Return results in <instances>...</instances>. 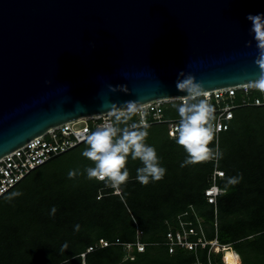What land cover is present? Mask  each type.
Listing matches in <instances>:
<instances>
[{
    "label": "water",
    "instance_id": "obj_1",
    "mask_svg": "<svg viewBox=\"0 0 264 264\" xmlns=\"http://www.w3.org/2000/svg\"><path fill=\"white\" fill-rule=\"evenodd\" d=\"M249 14L264 0H0V159L113 105L256 83Z\"/></svg>",
    "mask_w": 264,
    "mask_h": 264
},
{
    "label": "trees",
    "instance_id": "obj_2",
    "mask_svg": "<svg viewBox=\"0 0 264 264\" xmlns=\"http://www.w3.org/2000/svg\"><path fill=\"white\" fill-rule=\"evenodd\" d=\"M262 94L264 89H255L248 99ZM241 101L238 92L234 102ZM207 102L215 108L214 100ZM180 105H165L164 117L179 120ZM130 123L138 124L135 114L120 127ZM147 131L145 143L155 148L166 169L159 181L141 185L136 170L143 165L131 156L129 178L118 193L106 182L89 180L86 169L94 164L82 155L85 142L50 159L1 195L0 264H192L196 256L207 264V249L196 255L183 250L170 254L161 245L167 222L174 223L189 206L202 219L208 239L216 230L218 243L231 246L241 264H264V105L238 107L228 130L213 135L208 147L222 153L219 161L181 167L186 153L169 136L168 125L150 124ZM216 168L224 173L218 180L224 193L214 206L205 200L204 190ZM229 178L238 183L228 184ZM138 232L147 245L141 253L133 248V260L122 245L97 246L100 239L135 243ZM89 247L93 250L87 252ZM211 261L220 263L221 255L211 254Z\"/></svg>",
    "mask_w": 264,
    "mask_h": 264
},
{
    "label": "built area",
    "instance_id": "obj_3",
    "mask_svg": "<svg viewBox=\"0 0 264 264\" xmlns=\"http://www.w3.org/2000/svg\"><path fill=\"white\" fill-rule=\"evenodd\" d=\"M257 82L254 84H244L236 87L213 90L212 92H206L202 95L206 101L214 100L216 104L213 111L215 118L212 121L214 134L217 135L228 130L229 122L234 116V110L238 107L264 105V94L252 100L248 99L251 91L255 89L263 90L256 86ZM238 92H240L242 96V101L236 104L234 100ZM191 97L192 98L179 97L175 98L176 100H157L138 106L135 113L138 124H167L169 136L174 137V129L179 120L166 119L163 112L164 106L170 101H178L181 102V104L188 103L197 96ZM115 115H117L116 112H111L65 122L59 126L48 129L44 134L31 139L23 146L4 155L0 159V196L19 183L30 172L43 166L50 159L85 143L87 141V136L100 126L106 123H115L113 120V116ZM149 118L151 119L149 120ZM131 125L134 124L130 123L128 127ZM223 177L224 173L222 171L217 168L213 171L210 177V186L204 190V197L207 203L216 206L218 196L224 193V190L218 185V180ZM115 193H118V191H115ZM167 225L168 230L165 233L161 245L167 247L168 253L173 254L177 250H183L192 252L196 255L199 249H207V264H213L211 261V254H221L222 264H226L225 255L227 251H232V248L229 245H220L218 243L216 230L213 239L207 238L202 219L198 216L193 206H189L187 210L177 215L174 223L167 222ZM140 236L141 233L138 232L135 243H121L119 240L109 242L100 239L97 246L107 247L112 244L122 245L126 252V257L133 260V248L141 253L144 252L147 245L139 240ZM92 250L93 248L89 247L87 252ZM84 255L85 254H81V257L84 258ZM235 255L239 257L238 254L235 253ZM192 264L203 263L196 256V260Z\"/></svg>",
    "mask_w": 264,
    "mask_h": 264
},
{
    "label": "clouds",
    "instance_id": "obj_4",
    "mask_svg": "<svg viewBox=\"0 0 264 264\" xmlns=\"http://www.w3.org/2000/svg\"><path fill=\"white\" fill-rule=\"evenodd\" d=\"M246 19L251 23V31L258 41L259 55L255 63L262 72L256 86L264 89V14H249ZM180 76L184 79L178 78L177 91H185L191 95L186 86L193 84V77L185 76L183 72ZM112 110L117 113L116 122L106 123L87 136V147L82 155L94 164V167L86 169L87 178L106 182L107 187L119 191L120 186L125 184L129 178L126 165L131 156L133 161L139 160L143 165L136 170V179L141 185L161 180L166 169L160 166L155 148L145 143L149 125L144 123L120 127V124H126L127 120L136 113V102L128 101L119 107L113 105ZM213 111V107L202 99L177 107L179 122L174 129V139L175 143L186 153V159L181 167L209 159L219 161L222 158V153L218 149L214 152L208 147L214 135V126L211 122ZM75 175L74 171L69 172L70 179ZM227 183H238V179L229 178ZM52 212L55 213V208Z\"/></svg>",
    "mask_w": 264,
    "mask_h": 264
},
{
    "label": "bare ground",
    "instance_id": "obj_5",
    "mask_svg": "<svg viewBox=\"0 0 264 264\" xmlns=\"http://www.w3.org/2000/svg\"><path fill=\"white\" fill-rule=\"evenodd\" d=\"M225 257H226V264H240L239 257H237L235 253H233V251L230 250L227 251Z\"/></svg>",
    "mask_w": 264,
    "mask_h": 264
},
{
    "label": "crops",
    "instance_id": "obj_6",
    "mask_svg": "<svg viewBox=\"0 0 264 264\" xmlns=\"http://www.w3.org/2000/svg\"><path fill=\"white\" fill-rule=\"evenodd\" d=\"M231 247V246H230ZM232 248V247H231ZM232 251L234 252V253H236L233 249H232ZM237 254V253H236ZM215 255H218V254H215ZM219 255H221V254H219ZM240 257V256H239ZM219 258H220V256H219ZM220 264H222V256H221V262H220ZM240 264H241V259H240Z\"/></svg>",
    "mask_w": 264,
    "mask_h": 264
},
{
    "label": "rangeland",
    "instance_id": "obj_7",
    "mask_svg": "<svg viewBox=\"0 0 264 264\" xmlns=\"http://www.w3.org/2000/svg\"><path fill=\"white\" fill-rule=\"evenodd\" d=\"M200 97H201V96H197L196 98H200ZM196 98H195V99H196ZM192 100H193V99H192ZM173 102H175V101H170V102H168V103H166V104H171V103H173ZM209 160H210V159H209ZM217 264H220L219 261H218Z\"/></svg>",
    "mask_w": 264,
    "mask_h": 264
}]
</instances>
